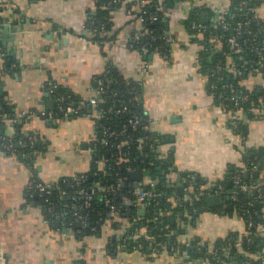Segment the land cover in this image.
Here are the masks:
<instances>
[{
	"label": "crops",
	"instance_id": "crops-1",
	"mask_svg": "<svg viewBox=\"0 0 264 264\" xmlns=\"http://www.w3.org/2000/svg\"><path fill=\"white\" fill-rule=\"evenodd\" d=\"M198 4L207 7L211 17L225 13L231 0ZM139 6L137 0H124L110 9V37L102 41L93 39L86 25L93 0H0V24L8 25L6 37L0 28V93L13 116L3 119L1 132L12 141L26 134L35 145L26 156L0 146V264H215V255L222 253L264 264V227L254 232L256 251L242 257V244L235 243L241 242L248 225L225 202V196L234 199L231 173L244 168L248 149L261 151L257 165L264 181L263 113L230 110L214 99L205 70L211 61L207 57L204 62L202 44L185 23L189 2L158 0L168 38L166 57L155 52L146 56L131 45L142 30ZM254 17L264 40V0L254 5ZM110 68L121 84L140 85L145 129L163 164H168L159 174L172 187L174 204L180 197L179 180L183 188L193 185L184 178L189 172L196 175L194 187L221 183L227 194L221 196L220 206L205 201L206 207L195 216L186 210L168 212L173 243L161 252L151 247L122 250L123 228L130 222L125 216L105 221L88 234L68 226L56 213L52 222L33 187L35 179L55 186L90 169L95 149L105 139L97 129L100 112L94 108L84 113L81 103L96 95ZM239 83L256 89L262 79L250 74ZM51 84L78 98L79 104L71 105L82 115L57 118L47 107L49 101L54 109L56 104ZM232 118L244 125V139L231 127ZM142 181L154 183L148 174ZM132 208L142 216L146 206L128 202L127 210ZM187 246L192 248L190 255L185 253Z\"/></svg>",
	"mask_w": 264,
	"mask_h": 264
},
{
	"label": "trees",
	"instance_id": "trees-1",
	"mask_svg": "<svg viewBox=\"0 0 264 264\" xmlns=\"http://www.w3.org/2000/svg\"><path fill=\"white\" fill-rule=\"evenodd\" d=\"M111 1L112 0H94V7L90 11V13H88L86 21L88 29L92 30L93 32V39L106 41L110 37V26L108 21L109 11L114 6L123 3L124 0H121L120 3ZM241 1H245V5H240ZM260 1L261 0H231L229 9L224 13V17L226 19H229V16L233 13L246 11L248 16L252 18L249 29L254 33V37L262 39V34L260 32L261 24L257 22L256 18L254 17V5L259 4ZM137 2L139 3L140 0H137ZM131 6L132 5H130V7ZM139 7V10L145 20L142 25V30L139 32V38L136 39L137 34L132 38L134 42L133 47L141 50L142 45L145 44L146 50L144 51V54H146V56L154 52L156 49H159L160 53H168V38L165 34L164 27L160 18H158V20L154 23H148L146 20V16L148 17V15L153 12H156V14L161 17L162 12L160 10V7L158 6V0H148L144 4H141ZM202 10L208 11V9L205 7L202 8ZM193 18V15H190L185 20V23L190 26ZM213 30L217 29L214 28ZM102 33L105 34L101 36ZM227 33L231 34V31H227ZM153 36L155 37L154 39H152ZM163 37H165L167 40ZM223 50H225L224 46L222 47L221 51L217 52L214 55V58H212V61L208 64H215L217 59L219 58L222 61L221 64L226 63L227 57L225 55H222ZM203 58L204 62H206L207 55L204 53ZM241 79H243V76L239 77L235 76L234 74L223 76V80L232 82L237 87L244 88L249 91L252 97V102H260L264 97V90L258 87L256 89H249L247 87L245 88L239 83ZM102 84L104 85L106 92L103 95L101 94V97H98L99 100L96 104H92L87 100H83L81 104L83 105L82 110L84 113L93 111L94 108L100 112V116L97 121L98 133L99 136H103L105 140H108V144L98 145L92 157L90 169L87 172L78 174L75 178H68L65 181H58V183L55 184V188L53 189V194L49 199V203H44L43 199L39 198V204L43 207L46 212V216L52 222L56 218V212L61 213L63 211H67L68 213L65 218L67 224L68 221H71L73 219L71 213L75 210L74 204H76V206H79L80 203H82V200L73 201L71 198H69L71 192L78 188H84L88 190L94 182H99V184L103 188H111L113 190L114 202L121 205L120 212L118 213L119 215L116 216V219L118 220V218H122L125 216L124 218H128L130 220L132 217H135L137 215H135V211L133 208L131 211L129 209L127 210L126 203L128 200L132 199L131 192L134 187L133 181L131 180L128 172L133 168L145 169L148 171V175L154 179V183L151 185L148 182L144 184V186L146 188L160 190L164 193V196L159 202H150L146 205L145 213L140 216V219L136 223L134 228H151V231H149L148 234L154 237L155 241L159 243L160 250L163 251L165 247H172L173 240L170 239V234L174 232V226L170 223V215H167V213L165 214V212L173 211L174 213H176L184 210L175 205L174 202L170 199V195L172 193L171 191L173 189L169 186V183H167V181L163 182V178L159 174V171L155 169L156 165L151 166L148 164L149 160H155V163H158L162 160V158L159 153L152 152L150 149V146L153 144V140L150 139L151 136L147 134L145 129V121L143 119L140 108V99H135L136 94H139L138 96L140 97V85L138 83L121 84V82L117 79V75L111 68L106 73V76L104 75V77H102ZM52 92L55 98L61 95L65 96L66 99L61 102L62 104H79V99L71 93H67V91L64 90L61 86L57 85V87L52 89ZM96 96L98 95L96 94ZM250 104L251 103H247L246 105H244L242 107V110L245 111ZM109 106H112L113 109L119 108L121 112L118 114L109 112ZM228 109L234 110L231 106ZM54 112L57 118L65 117L63 113L57 110L56 106ZM10 113V109L6 102L3 100L2 94L0 93V135H3L1 132V123L4 118L8 117V115H11ZM80 113L78 112L68 117L71 118L82 115ZM262 113V116L264 117V109L262 110ZM135 117L139 119V125H137V128L133 130L130 126V121ZM124 125H127V127L124 128ZM103 128L107 130L106 135L102 132ZM237 130L244 136L245 128L243 124L238 123ZM15 138L27 140L28 135L25 134L21 136L20 134H18ZM5 141H7L6 138L0 139V146L3 149L5 148L2 143ZM16 141L18 140H14V142ZM12 149H14V152L16 154L22 156L23 152L31 153L35 149V145H33L32 147H20L16 146V144H13ZM247 152L248 155L247 159L245 158L246 164L244 165V168L235 169V171L231 173V176L239 171L241 181L243 183H250L252 181L259 182L261 176L259 175L260 172L258 170V165L256 167V171H252V174H250V162L254 161V163H257L259 159L262 158L261 151L259 152L255 149H248ZM156 160H158V162H156ZM102 166L107 167V169ZM167 167V162H164V164H162L161 166V170L165 171ZM223 183L225 184V182ZM194 186L195 185L188 187L189 193H194ZM61 188L65 189L68 192V194L64 197L60 195ZM226 188H228L227 185ZM225 195L227 194L225 193L224 196ZM205 198V196L198 195L196 198H193V201L186 202V211H188L190 215L195 216L200 210L206 207ZM233 198L234 199L232 200L230 196H225V202H227V205L231 202V205L233 206L235 211L245 218L247 225L252 222L251 226L248 227L246 235L241 238V249H243L242 257L245 258L246 251H250L253 253L256 251L254 232L264 221V198L254 201L252 206L248 205V202L255 198V195L253 193L245 194L243 192H240L237 195L233 196ZM192 207H197V210L193 212ZM81 213H87V223L81 224L79 227H77V222H74L71 227L78 229V231L82 234L92 233L93 227L97 229L99 226L103 225L105 223L104 219H106L108 215V208L104 204L102 193H95L92 200L90 201L89 208L85 209ZM100 217H102L101 220L99 219ZM155 218L163 219V221L160 224H157L156 221H154ZM142 242L144 244L143 251H149V244L145 241Z\"/></svg>",
	"mask_w": 264,
	"mask_h": 264
},
{
	"label": "built area",
	"instance_id": "built-area-1",
	"mask_svg": "<svg viewBox=\"0 0 264 264\" xmlns=\"http://www.w3.org/2000/svg\"><path fill=\"white\" fill-rule=\"evenodd\" d=\"M148 0H140V5L144 4ZM185 1V0H183ZM191 4V8L189 10V16L193 15V19L190 23V29L195 33V36H197V39L201 42V47L204 52V54L207 55V57L214 58V55L222 50V47H225V50L222 51V55H225L227 57L226 63L221 64V59H217L215 64H207L205 67L207 79H208V86L209 90L212 93L214 99H216L218 102H220L225 108H229L230 106L233 109H242L244 105L247 103H251L248 105L249 107L245 110L246 112H252L256 113L257 111H262L264 109V97L260 102L254 103L252 102V97L249 91H247L244 88L237 87L234 83L228 82L223 80L224 75H231L234 74L235 76H245V75H258L262 79V85L260 88L264 90V40L259 39L257 37H254V33L249 29L250 23H251V17L248 16L247 12H236L229 16V19H226L224 17V13L217 14L213 16L208 15V22L203 21L204 16V8L205 6H200L198 4V0H186ZM94 2V0H93ZM111 2H121V0H112ZM245 5V1H241L240 5ZM207 8V7H205ZM208 9V8H207ZM140 11V10H139ZM207 12V11H206ZM144 13V12H143ZM215 13V12H214ZM208 14H210L208 9ZM201 15V16H200ZM188 16V17H189ZM187 17V18H188ZM141 22L143 23L145 18L142 16L139 17ZM161 17H159L156 12L150 13L148 17L146 16V20L148 23H154ZM242 18V19H241ZM216 28L217 30H213ZM227 31H231V34H228ZM140 36V35H139ZM139 36H136V39L139 38ZM252 36V37H250ZM155 37L153 36L152 39ZM166 39L165 37H163ZM135 40V39H134ZM167 40V39H166ZM133 40L131 42V45H133ZM141 50H146V45L143 44L141 47ZM155 53H160L159 49L154 51ZM161 56L166 57L167 53L162 52L160 53ZM242 86V85H241ZM52 89L57 87L56 84H51ZM244 87V86H243ZM106 92V89L104 85L102 84V81L99 83L97 88V95L93 98H90L89 101L92 104H96L98 102V97H101V94L103 95ZM139 94H136L135 99H139ZM65 96H59L56 98V104L57 110L64 114V116H70L72 114H76L79 111L73 107L71 104H62L61 102L65 100ZM131 101V100H130ZM109 112H114L116 114L120 113L121 110L119 108L113 109L112 106H109L108 108ZM104 112V111H102ZM36 112H31V114ZM48 112L42 111L40 114L47 115ZM50 115V114H48ZM137 125H139V119L135 117L130 121V126L133 130L137 128ZM230 125L236 131V133L244 139V136L238 132V122L236 119L232 118L230 120ZM127 125H124V128H126ZM103 134H107V130L103 128ZM111 135V133H110ZM5 137L3 135H0V139H4ZM15 142L11 139H8L7 141L3 142V146L6 150H11L12 146ZM17 144L20 147L30 146L32 147L34 145V140L31 137H28L27 140H19ZM105 144H108V140H105ZM150 149L152 152H157L156 148L151 145ZM27 153H22V156H26ZM157 156V155H156ZM157 158V157H155ZM161 160L158 162V160H149V165H156L161 166L163 164ZM104 167V166H102ZM257 163H254V161L250 162V174H252V171H256ZM107 169V167H104ZM102 168V169H104ZM133 169H140V168H133ZM132 170V169H130ZM142 170V169H141ZM145 171V170H144ZM242 171V170H241ZM185 180L190 185H195L196 181V175L192 172L186 173L184 176ZM145 182L142 180L138 182L137 186L133 187V190L131 192L132 199L128 200L126 205L128 206L133 201L134 207H137L139 204H149L150 202H159L161 198L164 196V193L160 190L153 189V188H146L144 186ZM33 187L38 191L40 198L43 199L44 203H49V199L52 196L53 189L55 188L52 184L44 183L40 180L35 179L33 183ZM263 188H264V181L258 182V181H252L250 183H243L241 181L240 172H236L232 176V195L235 196L240 192H243L245 194H251L253 193L255 195V198L248 202V205L252 206L254 201L260 200L264 198L263 195ZM184 192L181 197L178 198L176 205L182 208L183 210H186V202L193 201V198H196L198 195L201 196H209V195H219L224 196L225 194V188L223 184L218 183L214 185L212 188L210 187H204V188H197L194 187V193L191 194L188 191V187L183 188ZM97 192L102 193V197L104 200L105 206L108 208V215L105 221H113L118 213L120 212V204H117L114 202V196H113V190L111 188H103L99 182H94L92 186L88 190L84 188H78L71 192L69 195V198H71L73 201H79L82 200V203L80 205L75 206V210L72 211L73 219L71 221H68L67 225L71 226L74 222H80L81 224L87 223V213H81L85 209L89 208L90 201L93 198V195ZM255 192V193H254ZM68 192L65 190L61 191V195L65 196ZM73 204V203H72ZM225 204V203H224ZM136 205V206H135ZM192 211L195 212L197 210V207H192ZM164 211V209H163ZM169 211H166L168 213ZM67 211H63L61 213L56 212V216L60 217L65 220L67 216ZM100 220L102 217L99 218ZM140 216L132 217L129 221V225L125 226L124 229V237L122 239V245L131 248L133 250H144V244L142 241H145L149 244L151 247V250L155 252H161L159 243H157L151 235H149V231H151V228H140L134 226L139 221ZM104 221V222H105ZM157 224H160L163 219H154ZM67 222V221H65ZM252 222L248 224V227H250ZM264 227V222L261 223L258 228ZM93 230H95V227H93ZM242 242H236L235 245L239 246ZM250 252V251H248ZM243 264H251V261L249 259L245 260Z\"/></svg>",
	"mask_w": 264,
	"mask_h": 264
},
{
	"label": "water",
	"instance_id": "water-1",
	"mask_svg": "<svg viewBox=\"0 0 264 264\" xmlns=\"http://www.w3.org/2000/svg\"><path fill=\"white\" fill-rule=\"evenodd\" d=\"M203 21L204 22H208V13H204ZM163 22L166 23L167 21H163ZM0 28H1V32H3L5 34V37H6V28H8V25L5 24V22H3L2 24H0ZM208 59H209V61H212V58L211 57H209ZM52 103H53L52 101H49L48 102V106L47 107L50 110H54V107H53ZM262 165H263V161L260 162V167H262ZM155 169L159 171V170H161V166H156ZM128 174H129L131 180L133 181V185L134 186H137L138 185V182L141 181L146 174H148V171L147 170L143 171L141 169H132V170H130L128 172ZM228 184H230V183H228ZM176 191H177V195H179L180 197L184 193V191H183V184H182V182L180 180H179V183L176 186ZM205 201H207V203L210 206H215V205L220 206L222 204V202H223V198L221 196H218V195H209V196L206 197ZM227 207L229 209H231L232 208V205L231 204H228ZM80 225H81V223L80 222H77L76 226L79 227ZM121 249L122 250H129V251H131V248H127L124 245L121 246ZM191 250H192V248L190 246H187V248L185 250V253L188 254V255H190L192 253ZM231 255H233V253H231L229 256L228 255H224L223 253H222V255L216 254L215 257H214L213 262L215 264H243V261L242 260L238 261V258H236V257H234V258L233 257H230ZM220 261H222V262H220ZM252 264H254V263H252Z\"/></svg>",
	"mask_w": 264,
	"mask_h": 264
}]
</instances>
